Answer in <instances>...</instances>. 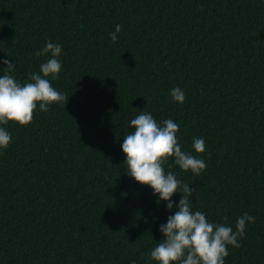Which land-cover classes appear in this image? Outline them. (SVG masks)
I'll return each mask as SVG.
<instances>
[{
  "label": "trees",
  "instance_id": "trees-1",
  "mask_svg": "<svg viewBox=\"0 0 264 264\" xmlns=\"http://www.w3.org/2000/svg\"><path fill=\"white\" fill-rule=\"evenodd\" d=\"M49 40L63 46L49 80L68 102L0 125L12 137L0 149V264H159L150 252L176 208L127 174L121 148L144 111L174 120L182 150L207 165L199 176L164 166L196 188L193 212L234 231L255 217L225 264H264V0H0V61L18 82L39 72Z\"/></svg>",
  "mask_w": 264,
  "mask_h": 264
},
{
  "label": "clouds",
  "instance_id": "clouds-1",
  "mask_svg": "<svg viewBox=\"0 0 264 264\" xmlns=\"http://www.w3.org/2000/svg\"><path fill=\"white\" fill-rule=\"evenodd\" d=\"M121 31L122 25H115V31L109 33L110 39L116 42L117 33ZM62 51L61 44L47 41L36 55L49 58L40 65L39 72L30 73L28 82L23 84L11 75L15 68L12 60L0 61L6 66L4 74L0 75V125H7L10 121L28 125L34 119L37 106L47 112L50 104L68 102L69 96L57 91L49 80V77L59 79L63 67L59 59ZM170 95L173 101L181 104L186 99L180 87L171 89ZM130 127L135 131L124 136L121 144L127 174L138 183L149 186L157 196V203L167 201L169 210L176 208L174 214L167 217V222L160 225L164 238L151 250L150 258L159 264H225L228 246H241L239 238L245 235L247 224L255 222V217L243 213L237 218L234 231L227 223L210 222L202 211L193 212L190 197L196 188L182 183L176 174L166 172L164 167L169 158H173L180 169L190 170L196 176L207 167L203 159L182 150L177 137L179 125L172 119L157 123L151 113L144 111L131 119ZM11 140L10 132L0 127V149H6ZM192 148L196 153H203L204 138H194ZM177 192L182 195L179 203L174 205L172 197Z\"/></svg>",
  "mask_w": 264,
  "mask_h": 264
}]
</instances>
